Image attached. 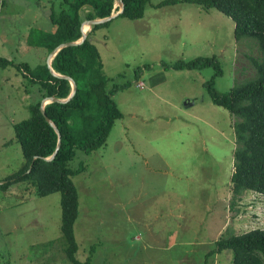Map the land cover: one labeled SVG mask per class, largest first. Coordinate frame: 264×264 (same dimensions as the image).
<instances>
[{"label":"rangeland","instance_id":"obj_1","mask_svg":"<svg viewBox=\"0 0 264 264\" xmlns=\"http://www.w3.org/2000/svg\"><path fill=\"white\" fill-rule=\"evenodd\" d=\"M3 1L0 58L43 63L47 52L28 32L51 31L48 13L59 10L60 0ZM160 1L147 0L139 19L116 16L90 34L106 88L122 86L113 94L122 116L105 144L91 153L77 148L70 163L86 166L72 177L79 192L81 261L203 264L217 239L264 227V196L243 191L234 198L230 190L239 145L234 126L241 117L211 100L204 84L214 69L162 66L214 56L222 70L214 90L222 94L255 77L251 61L261 59L256 39H235L233 20L217 9ZM11 71L0 69V180L25 162L13 123L29 115L31 97L22 100L1 79ZM25 87L36 96L35 86ZM59 225L58 192L38 196L33 178L0 188V264H72ZM209 261L232 264V252Z\"/></svg>","mask_w":264,"mask_h":264},{"label":"trees","instance_id":"obj_2","mask_svg":"<svg viewBox=\"0 0 264 264\" xmlns=\"http://www.w3.org/2000/svg\"><path fill=\"white\" fill-rule=\"evenodd\" d=\"M183 1L196 3L205 10L217 9L231 18L235 39L241 36L256 39L261 59L251 61L255 77L222 94L214 90L215 78L222 75L220 62L214 56L162 66L175 71L214 69L213 77L204 84L211 100L241 117L234 126L239 145L233 152L234 170L230 176V190L234 198L243 191L264 196V0ZM146 2L122 0L123 10L116 16L139 19L144 14ZM175 2L178 0H162L157 5ZM114 3L115 0H60L59 10H50L48 13L52 30H32V42L44 48L48 54L61 43L77 41L83 34V22L109 16L113 10H118V7L114 8ZM106 23L93 26L81 43L58 49L51 60L53 72L69 77L77 84L76 92L66 101L44 105V114L54 123L59 137L40 112L39 105L43 97L64 99L71 91L69 81L53 76L45 64L30 68L27 64H14L0 58V69L12 66L18 71L24 70L27 76L23 75V78L28 83H37L38 96L36 100L31 97L27 106L29 115L13 123L14 134L25 159L24 165L16 173L5 177L6 182L0 188L7 189L13 183L33 178L38 196L59 193V229L65 242V255L72 264L93 262L91 256L85 261L76 257L79 245L75 223L80 209L79 192L72 177L84 172L86 166L81 163L73 167L70 163L76 156L77 148L91 153L105 144L115 119L122 116L113 98L115 91L122 86L114 85L109 90L106 88L108 80L104 74L102 58L98 47L90 40V34ZM84 31L88 32L87 27H84ZM139 72L141 68H137L136 77ZM57 140L59 143L54 156L45 160L53 152ZM31 163V169L27 172ZM226 250L232 252V264H264V227L240 234L231 233L217 239L214 249L205 256L203 264H211L209 258Z\"/></svg>","mask_w":264,"mask_h":264},{"label":"water","instance_id":"obj_3","mask_svg":"<svg viewBox=\"0 0 264 264\" xmlns=\"http://www.w3.org/2000/svg\"><path fill=\"white\" fill-rule=\"evenodd\" d=\"M114 6H118L119 9L118 11H116L115 13H111L109 16L107 17H104V18H96V19H91V20H86L83 22V25H82V31H83V34H82V37L77 40V41H69V42H64V43H61L59 44L58 46L54 47L51 52L49 53V60L48 62L46 63V67L48 68L49 72L53 75V76H56V77H59V78H62V79H65L67 81H69V83L71 84V91L69 93V95H67L64 99H61V98H57V97H54V96H49V97H43L41 100H40V105H39V110L40 112L42 113V115L44 116V118L47 120V122L49 124H51V126L54 128V130L56 131L57 133V137H59V134L57 132V129L54 125V123L49 120L45 114H44V111H43V108H44V105L49 103V102H63V101H66L67 99H69L70 97H72L74 95V93L76 92L77 90V84L74 80H72L71 78L69 77H65V76H61L59 74H56L55 72H53V70L51 69L50 67V63H51V60L53 58V56L56 54L57 50L60 49L61 47H64V46H72V45H76V44H79L81 43L83 40H85L88 36V32L87 31H84V26L86 24L90 25L91 27L97 25V24H101V23H104V22H107L109 20H111L113 17H115L116 15H118L120 12H122L123 10V3H122V0H115V5ZM58 143L59 141L57 140V143H56V146L53 150V152L48 156V157H45L44 159L45 160H48L50 158H52L57 150V146H58ZM31 166H32V163L30 164L27 172L30 171L31 169ZM6 181L5 180H0V185L5 183Z\"/></svg>","mask_w":264,"mask_h":264},{"label":"crops","instance_id":"obj_4","mask_svg":"<svg viewBox=\"0 0 264 264\" xmlns=\"http://www.w3.org/2000/svg\"><path fill=\"white\" fill-rule=\"evenodd\" d=\"M5 2L6 1H2V3L0 4L1 5L0 7H3L4 4H5ZM114 5H115V3H114ZM115 7H118V6H114V8ZM118 9H119V7H118ZM208 10H210V9H208ZM115 12H116L115 10L112 11V13H115ZM91 29H92V27H91ZM31 31H32V29L28 32V34H30ZM89 32L90 31H88V33ZM49 59L50 58H49V53H48L47 56H46V58L44 59L43 63H40L39 65H42V64H45L46 65V63L48 62ZM8 61H10V60H8ZM20 64H27L30 68H35V67L38 66L37 65L35 67H32L28 63H20ZM5 69H12V71L9 72V73H7V74H5V75H3L1 79L4 80V81H8L12 86H14L16 94L18 96H20V98H22V100L24 99V100L27 101V99H30V97H32L31 90H28L25 87L26 84L28 83V81L25 80V78H23V75L24 76L25 75L27 76V73L24 70L18 71L16 68L13 70V68L12 67H9V66L6 67ZM28 84H30L32 86H35L36 87V90H37V83H28ZM16 94H15V96H17ZM28 96H29V98H28ZM36 96H37V94H36ZM36 96H33V97L36 98ZM26 101L24 103H22V105H25Z\"/></svg>","mask_w":264,"mask_h":264},{"label":"bare ground","instance_id":"obj_5","mask_svg":"<svg viewBox=\"0 0 264 264\" xmlns=\"http://www.w3.org/2000/svg\"><path fill=\"white\" fill-rule=\"evenodd\" d=\"M88 10H89V9H88ZM84 27H85V28L87 27L88 31H90V29H91V26L88 25V24H86Z\"/></svg>","mask_w":264,"mask_h":264},{"label":"built area","instance_id":"obj_6","mask_svg":"<svg viewBox=\"0 0 264 264\" xmlns=\"http://www.w3.org/2000/svg\"><path fill=\"white\" fill-rule=\"evenodd\" d=\"M142 86H143V84H142V83H139V84H138V87H142Z\"/></svg>","mask_w":264,"mask_h":264}]
</instances>
